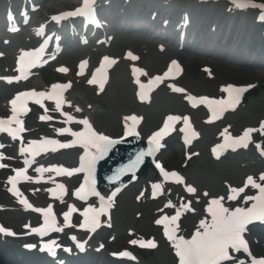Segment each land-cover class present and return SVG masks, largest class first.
I'll use <instances>...</instances> for the list:
<instances>
[{
	"label": "snow or ice",
	"instance_id": "6c2138e0",
	"mask_svg": "<svg viewBox=\"0 0 264 264\" xmlns=\"http://www.w3.org/2000/svg\"><path fill=\"white\" fill-rule=\"evenodd\" d=\"M94 2L95 0H82V5L77 7L74 11L64 12L61 13L59 16H53L52 19L56 20L57 22L65 17L69 16H77L83 15L85 17H89L93 20V22H97L94 20ZM232 5L236 9L244 10L248 7L260 9L264 12V4H257L254 0H231ZM261 19H264V15H261ZM98 23V22H97ZM15 31L16 29H12ZM38 34H42L38 33ZM41 45V47L33 52H24L21 55V61L27 67L35 66L39 62V55L43 53L44 47L46 46ZM129 57L133 60L137 59V57L132 56L131 53H128ZM105 61L109 64L114 63V61L109 60L107 57L104 58ZM173 66H177L176 61H172ZM83 67V65H81ZM103 67V66H102ZM60 71H67L66 68L59 69ZM179 70V69H178ZM97 71H101V69H97ZM140 69H133V72H139ZM171 72V68L168 72L164 73V77L156 76L153 80L149 82V87L152 84H156L160 82L163 78L169 76ZM8 79L9 82L13 78H5ZM96 77L93 75L92 79L88 80V83L94 84L96 83ZM137 83L140 84V87L143 89L145 85L140 83L137 80ZM68 84H52V92L51 94H46L45 92H35V91H27L21 92L13 98L10 103L12 105V115L8 118H0V132L7 131L13 138H16L18 133L23 132V124L22 121L18 118L20 113L26 112L28 109L24 105V98H37L36 103L41 104V99L47 96V99L56 101L55 107L56 109H60L64 100L60 93L68 88ZM103 85L101 84V88ZM172 90L175 92H183L184 89L175 87L174 85L171 86ZM222 91L228 93L227 100H214L208 98H201V103L208 104L209 108L212 110L214 114L221 113L226 108L233 106L235 103L238 102V94L242 92L243 89L234 88L232 85H228L227 87L223 88ZM235 94V95H234ZM143 98V95H142ZM189 99H192L189 97ZM41 106H43L41 104ZM195 106V105H193ZM76 111H80L77 107ZM67 117L66 123H72L75 121V117L69 115L68 113H63ZM42 120H48L50 117L48 116H41ZM126 119L132 120L133 124L131 127H127L125 129V135H138L135 131V124L138 122V118L133 115L130 117H126ZM181 119L178 116H168L166 121L161 129L152 133L149 137V145L147 153L140 152L137 154L136 159L129 165V170L134 169L140 162H142L143 157L147 155H153L158 148L160 147L159 140L160 138L165 135L169 128L170 122L177 121ZM184 123L188 125V117H184ZM18 125V127L13 130L10 125L12 123ZM76 123L83 125V128L79 131H73L71 128L62 127L59 128L57 131L61 134L67 133L70 136L74 137L70 143H60L56 140H46L43 142L44 145H59V147H71L74 145H80L83 148V155L80 156V164L79 167L73 169H66L64 167H56L53 170L56 171L58 174L60 173H77V172H86L87 175L84 177V182L79 186L76 190L75 195L81 199H86L89 195L99 196L101 206L99 208L95 207H87L84 208L81 215L83 216V222L79 224V227L82 229H89L90 231H95V229L99 226L100 223V216L105 212L106 207L109 205L105 204L104 197L100 196L98 192H96L94 187V179L93 173L95 170L96 161L102 158L111 148L113 144L117 141L110 138L109 136L105 135L103 132L97 131L92 124L90 123L88 118H83L79 121H75ZM184 129H182L183 131ZM253 132H259L260 134L264 135V121H261L258 128H246L238 137H232L231 135L227 134V129L224 130L221 135L224 136V143L218 145L217 147L226 148V147H233L237 145H242L247 147V144L251 142L252 137L251 134ZM193 136L196 135L195 132L192 133ZM37 141H33L32 144H37ZM257 148L260 149L261 146L257 144ZM32 151L35 154V150L33 149H25L21 148V152ZM213 152H216V148H213ZM261 154L264 155V150L261 151ZM24 163L27 165L29 160H25ZM157 168L160 169L161 174L164 176L165 179H173L178 183H183V177L180 176L177 172L172 171L168 172L165 171L164 168L160 165H156ZM25 169H17L15 176L9 177V183L13 185L10 191H15V184L16 181L24 176ZM41 173L45 171L44 168L38 169ZM25 179H30V177L24 176ZM259 181L257 182L252 176H248L246 181L244 182L243 186L240 187H229L228 193L226 196H218L212 198L208 205H207V214L210 219H200L199 224L195 227L194 232L190 235V238H185L183 235H177L179 231V224L178 221L181 218L182 211L192 210L189 204L181 205V208L175 211V214L172 216L164 215L161 219L156 221L157 224L164 225L165 235L167 238L172 241V246L175 250V255L178 258V264H246L245 260L237 259L231 253H240L241 251L251 257L250 264H264V257L257 258L253 256L249 249V244L244 237V233L246 232V226L250 223L260 220L264 221V173L259 175ZM249 185L257 190L255 195H248L245 193L243 196V201L245 206H234V205H225L224 201L230 200L235 201L237 197L240 196L241 193L245 192V188H248ZM153 192L152 195L155 196L157 191L161 189L160 184H153ZM58 188L63 191L64 186L58 185ZM197 190L195 187L188 186L187 192L188 193H195ZM19 196V193L16 192ZM205 196L208 193H204ZM26 207L32 208V205L28 203L27 200L21 199L20 201ZM239 204V201H238ZM166 207H174L169 201ZM36 212L42 213L44 216V223L41 227L33 228L32 231L39 233L40 236L46 235L50 231H62V228L57 227V221L55 215L53 213L52 206L49 205L47 208H35L33 209ZM77 211L74 206H69L68 211L63 213L64 224L70 225V217L73 212ZM0 233H5L8 235H14V233L10 230L5 228L4 226L0 225ZM75 240V237H72ZM132 244L140 243L141 246H145V242L132 240ZM35 245L28 244L26 247L32 248ZM57 245L55 241H52L48 244H45L41 250L45 248L49 251L50 254L55 255L54 248ZM148 247H155L156 245L152 241L147 242ZM77 247L83 250V244L78 243ZM66 251H70V249H65ZM118 255L120 256H130L131 254L127 251L121 252Z\"/></svg>",
	"mask_w": 264,
	"mask_h": 264
},
{
	"label": "bare ground",
	"instance_id": "6f19581e",
	"mask_svg": "<svg viewBox=\"0 0 264 264\" xmlns=\"http://www.w3.org/2000/svg\"><path fill=\"white\" fill-rule=\"evenodd\" d=\"M170 14H171V16L174 15V13H172V12H170ZM203 21H209V18L207 16H204ZM212 25H214V24H212ZM202 26L203 25L200 24L195 33L199 32L200 30H202V32H203V28L204 27H202ZM214 26H215L214 29H216L215 30L216 32H218L217 30H221L220 33H223V30H224L223 27H221L219 24H216ZM242 28H244L245 31L241 35H244V33H246V34H250V36L252 38L254 37V31H253L251 25H246V27L245 26H242ZM193 40L196 41V39L194 38V36H193ZM241 40H242L241 37H239V38L235 37L234 30L233 29H231V28L228 29V37L223 42L222 45L224 46V48L228 52L227 54H229V56L233 55L235 52H238L240 50V48L243 46V41H241ZM215 43L216 44H219V42H215ZM256 43L258 45H262L264 43V41L261 40V39H257V36H255V45L253 44V45H251V47L247 46L249 48L248 51H247V54L249 56H252L254 54V50L253 49L256 46ZM205 44L206 45L207 44L208 45H211L208 42H206ZM262 47H263V50H260L257 53H255V56H258V55H261L262 54L260 58H264V45ZM187 57H188V67H189L188 72L191 75H193L195 62L189 61V55H187ZM242 60L243 59L241 57L234 56V61H231V60H228L227 59L228 62H230V63L233 62L234 63L233 65H230L229 63L228 64L220 63L219 66L221 68L224 67V66H226V65L227 66H232L233 68L231 69V72H233L232 74H234L237 77L246 76L247 77L246 79H249V78L255 76L254 73H253V69L250 68V65L241 64V63H243ZM223 70H227V69H223ZM251 82H253V80Z\"/></svg>",
	"mask_w": 264,
	"mask_h": 264
},
{
	"label": "rangeland",
	"instance_id": "374dc122",
	"mask_svg": "<svg viewBox=\"0 0 264 264\" xmlns=\"http://www.w3.org/2000/svg\"><path fill=\"white\" fill-rule=\"evenodd\" d=\"M219 77L223 78V77H228V76L225 75V74H222ZM258 77H259V80L261 82L263 81V83L261 85V82H259L260 85L257 87L258 90L256 92V95L251 97V100H250V102H253V108L255 109V111L247 112L245 114L244 118H249V117L253 116L256 113L264 112V76L258 74ZM119 86L121 88V85H119ZM163 103H165V99L159 98L157 103H156L157 107H161ZM117 105H118L117 98L113 97L112 102H111V106L114 107V106H117ZM197 164H200L201 167H202V168H198V170H199L198 172H202L203 171V173H198L197 176L203 181V183H205V185L209 186V184H211L212 182H215L216 180H219V178L221 177L219 175H215V176H217V179H215L214 177H212L209 174L205 164H201V163H197ZM123 202H124V200H123ZM132 217H133V212L129 211L127 213V220L130 221L132 219ZM152 262L154 264H169V257L164 255L162 253V251H159L152 258Z\"/></svg>",
	"mask_w": 264,
	"mask_h": 264
}]
</instances>
